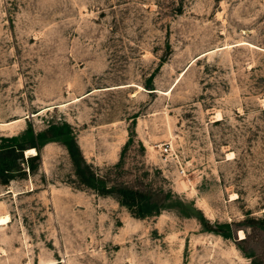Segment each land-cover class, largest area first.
Masks as SVG:
<instances>
[{
	"label": "rangeland",
	"instance_id": "1",
	"mask_svg": "<svg viewBox=\"0 0 264 264\" xmlns=\"http://www.w3.org/2000/svg\"><path fill=\"white\" fill-rule=\"evenodd\" d=\"M0 215V264H264V0H0Z\"/></svg>",
	"mask_w": 264,
	"mask_h": 264
},
{
	"label": "bare ground",
	"instance_id": "2",
	"mask_svg": "<svg viewBox=\"0 0 264 264\" xmlns=\"http://www.w3.org/2000/svg\"><path fill=\"white\" fill-rule=\"evenodd\" d=\"M26 154L28 156H30L31 154H35V151H34V149H28V150H26ZM228 156H230V155H228ZM9 221H10V217L8 215H0V226L6 225L7 223H9ZM239 235L241 236L240 237L241 239L244 238L242 233Z\"/></svg>",
	"mask_w": 264,
	"mask_h": 264
}]
</instances>
